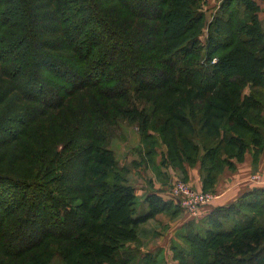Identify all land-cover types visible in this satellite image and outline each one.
I'll return each mask as SVG.
<instances>
[{
	"label": "trees",
	"instance_id": "1",
	"mask_svg": "<svg viewBox=\"0 0 264 264\" xmlns=\"http://www.w3.org/2000/svg\"><path fill=\"white\" fill-rule=\"evenodd\" d=\"M203 1L0 0V264H162L126 243L173 204L138 210L93 107L153 95L135 121L162 129L167 166L200 160L204 191L264 147V0H223L211 22ZM199 223L174 264H264V190Z\"/></svg>",
	"mask_w": 264,
	"mask_h": 264
},
{
	"label": "rangeland",
	"instance_id": "2",
	"mask_svg": "<svg viewBox=\"0 0 264 264\" xmlns=\"http://www.w3.org/2000/svg\"><path fill=\"white\" fill-rule=\"evenodd\" d=\"M222 1L223 0L203 1L207 22H211L213 20L215 13L217 12V9L220 7ZM262 10L263 12L261 13V19L263 20L264 8H262ZM20 13L21 12L18 11L19 16ZM101 28L103 29V27ZM206 34L207 32H205L204 37H206ZM10 57H14V51L11 53L10 56L9 55L6 56L7 59H9ZM217 61L218 59H215L214 61H212V63H216ZM7 87L8 85L5 84L4 76L2 75V73H0V94L2 90L3 89L6 90ZM246 92L248 93L249 90H247ZM260 98L264 105V94L260 96ZM69 102H70L69 105L71 107L78 109L81 105H88L89 103H92V99L89 96L85 95V97L81 99H79V96L72 98L69 100ZM83 102H86V104H83ZM156 104L157 103L154 100V96L149 95V93L147 92V93H143L142 95L132 96L127 101H119L115 104L103 105V106L101 105L90 109L92 112L100 108L102 110L103 115L106 118H112L113 125L109 128L110 138L107 147L113 152L115 161L117 162L119 167L126 166V168H128L129 170L127 174L124 173V177L127 180V183L133 186L136 190V199H137L136 207L138 208V210L144 211L145 208H147L146 207L147 205L146 204L144 205L145 198L149 195V194L145 195L141 192L138 195L137 191L145 190L147 186L154 185L153 182H150L149 184V180L146 179L145 176L146 177L151 176L152 178H154V180L161 178L162 174H164L162 172L163 168H165L166 170L168 169L171 174L170 176H172L171 179H169L166 182L169 183V188L171 191L178 184H185L187 186H190L191 189L195 192L210 193L215 196L213 191H199L200 189H197L188 180L189 170L196 169L199 170L201 173L202 164L200 160L194 164L185 163L184 167H181L180 165L175 167L170 165L167 166L164 163V159H166L167 157L166 154L168 155L169 153H168V147L164 141L165 140L164 134L161 131L162 129H159V131L149 129L146 133H144L141 129V126L135 121V113H139V114L144 113L151 120V114ZM79 114H83V111H81ZM262 115L264 116V108L262 110ZM148 134H150V136ZM6 139L7 138H5L4 135L2 134V137L0 138V142L2 140L5 141ZM202 152L203 151H201L200 154ZM29 153L30 151L26 149L18 157H20L22 154H25L27 157ZM246 155L252 156L255 160V163H257L259 161L258 159L259 156H264V147L261 148V150H253L252 148H250V150L246 152ZM0 158H3V156L0 155ZM254 179L260 180V177L256 176ZM201 181L203 182V176L201 177ZM201 190H204L203 183ZM247 213L251 214L248 211ZM168 217L172 218L173 220L176 218L180 219L181 214L180 212L173 213L172 210H168L155 216L152 220L153 222H158L159 220ZM148 222L137 227L136 240L126 243V248L129 249L137 248V247L141 248L142 245H145L144 242L147 240V235H152L149 233L154 230V225H152L154 223L151 224ZM197 224L196 226L198 227L200 223ZM183 232L184 230L182 231V233ZM141 239H144L145 241L143 242ZM177 246L180 247L181 244H177Z\"/></svg>",
	"mask_w": 264,
	"mask_h": 264
},
{
	"label": "crops",
	"instance_id": "3",
	"mask_svg": "<svg viewBox=\"0 0 264 264\" xmlns=\"http://www.w3.org/2000/svg\"><path fill=\"white\" fill-rule=\"evenodd\" d=\"M264 7V5H263ZM259 161L255 163L252 156H245V160L240 163H236L234 170H225L221 175L215 190V199L213 202L205 205L200 209L199 216L193 217L184 210L177 208L173 197L170 194L169 183H166L172 176H170L169 170L163 168L161 178L155 179L151 176L145 178L150 182H153V186L149 185L145 190H138L139 193L152 194L156 193L161 196L167 202H171L172 212H180L181 218L172 219L170 217L161 219L158 222L149 220L148 223H154V230L147 235V240L141 239L145 245H142L141 250L144 253H152L159 256L162 264H174L172 248L181 244L184 246L181 240L182 231L185 226L190 222H201L205 217L211 214L214 210L226 207L236 203L241 197L254 191V189L264 190V156H259ZM261 174V175H260ZM256 176L260 177V180H255ZM188 180L199 191L202 189L201 173L199 170L191 169L188 171ZM145 205V204H144ZM142 238V237H141Z\"/></svg>",
	"mask_w": 264,
	"mask_h": 264
},
{
	"label": "built area",
	"instance_id": "4",
	"mask_svg": "<svg viewBox=\"0 0 264 264\" xmlns=\"http://www.w3.org/2000/svg\"><path fill=\"white\" fill-rule=\"evenodd\" d=\"M170 194L178 207L196 218L199 216L200 209L215 199L213 194L195 192L185 184H178Z\"/></svg>",
	"mask_w": 264,
	"mask_h": 264
}]
</instances>
